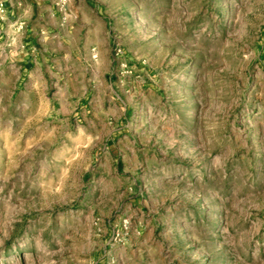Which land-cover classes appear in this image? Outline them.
<instances>
[{"label": "rangeland", "instance_id": "1", "mask_svg": "<svg viewBox=\"0 0 264 264\" xmlns=\"http://www.w3.org/2000/svg\"><path fill=\"white\" fill-rule=\"evenodd\" d=\"M8 3L0 264H264V0Z\"/></svg>", "mask_w": 264, "mask_h": 264}, {"label": "crops", "instance_id": "2", "mask_svg": "<svg viewBox=\"0 0 264 264\" xmlns=\"http://www.w3.org/2000/svg\"><path fill=\"white\" fill-rule=\"evenodd\" d=\"M6 2V0H4V3ZM54 12V11H53ZM3 14V17H1L0 19H2L3 23L7 24L10 22H13L12 25L15 26L17 23H21L22 25H24V28L21 32H19L17 35V37L21 40L26 39L27 37H29V29H27V22L29 21V16H26V13H28V10L25 7H21V6H13L10 3H8V5L3 9V11L1 12ZM27 43V42H26ZM25 43V44H26Z\"/></svg>", "mask_w": 264, "mask_h": 264}, {"label": "built area", "instance_id": "3", "mask_svg": "<svg viewBox=\"0 0 264 264\" xmlns=\"http://www.w3.org/2000/svg\"><path fill=\"white\" fill-rule=\"evenodd\" d=\"M3 7H4V0H0V12L3 11Z\"/></svg>", "mask_w": 264, "mask_h": 264}]
</instances>
